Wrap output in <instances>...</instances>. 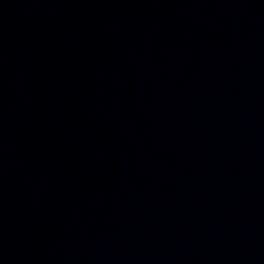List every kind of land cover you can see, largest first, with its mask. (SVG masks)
I'll list each match as a JSON object with an SVG mask.
<instances>
[{
  "label": "water",
  "instance_id": "95a60500",
  "mask_svg": "<svg viewBox=\"0 0 264 264\" xmlns=\"http://www.w3.org/2000/svg\"><path fill=\"white\" fill-rule=\"evenodd\" d=\"M0 264H264V163L0 133Z\"/></svg>",
  "mask_w": 264,
  "mask_h": 264
}]
</instances>
